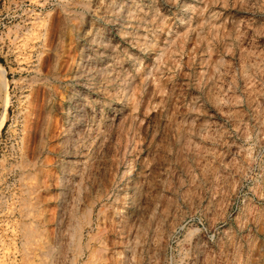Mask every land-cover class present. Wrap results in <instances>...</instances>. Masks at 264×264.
I'll list each match as a JSON object with an SVG mask.
<instances>
[{
	"label": "rangeland",
	"instance_id": "obj_1",
	"mask_svg": "<svg viewBox=\"0 0 264 264\" xmlns=\"http://www.w3.org/2000/svg\"><path fill=\"white\" fill-rule=\"evenodd\" d=\"M1 75L0 264H264V0H0Z\"/></svg>",
	"mask_w": 264,
	"mask_h": 264
},
{
	"label": "bare ground",
	"instance_id": "obj_2",
	"mask_svg": "<svg viewBox=\"0 0 264 264\" xmlns=\"http://www.w3.org/2000/svg\"><path fill=\"white\" fill-rule=\"evenodd\" d=\"M5 85V81H4V78H3V76L1 75L0 76V86H4ZM4 89V88H3ZM5 108L3 109V113H5ZM3 117V116H2ZM3 120H4V118H1L0 119V127L2 126V124H3ZM34 122H36V120H34ZM33 122V123H34ZM38 122H39V120H38ZM33 126V125H32ZM37 127H38V125H37ZM36 128V125H35V127L33 128V129H35ZM33 131V130H32ZM31 134H33V133H31ZM30 137H32V136H30ZM34 138V137H33ZM35 143V142H34ZM60 161V160H59ZM65 176V175H64ZM79 231V230H78ZM81 232L79 231L78 233H77V236H74V238L76 237V244H77V247H78V249H79V251H77V252H79V254H78V257L79 256H81L82 254H83V248H81V246H80V241H81V234H80ZM86 247H87V245H86Z\"/></svg>",
	"mask_w": 264,
	"mask_h": 264
}]
</instances>
